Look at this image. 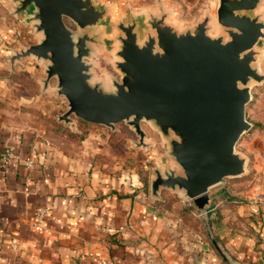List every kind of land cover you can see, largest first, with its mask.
Masks as SVG:
<instances>
[{
    "label": "crops",
    "instance_id": "crops-1",
    "mask_svg": "<svg viewBox=\"0 0 264 264\" xmlns=\"http://www.w3.org/2000/svg\"><path fill=\"white\" fill-rule=\"evenodd\" d=\"M16 5L0 0V22L16 21L24 34L29 22L25 12L13 13ZM29 32L30 44L37 43L40 35ZM0 55L1 68L7 61ZM48 94L39 85L30 91L8 87L0 71V149L17 144L26 156L35 149L36 161L33 170L0 163V264H97L98 258L111 264H230L228 258L264 264L258 205L234 198L226 181L209 190L205 210L178 191L151 196L154 175H140L151 176V159L152 169L167 165L157 153L159 133L145 129L147 145L140 147L123 122L109 128L75 120L71 126L59 120L66 102ZM42 206L49 210L40 230L35 210ZM203 214L206 235L196 216Z\"/></svg>",
    "mask_w": 264,
    "mask_h": 264
},
{
    "label": "water",
    "instance_id": "water-1",
    "mask_svg": "<svg viewBox=\"0 0 264 264\" xmlns=\"http://www.w3.org/2000/svg\"><path fill=\"white\" fill-rule=\"evenodd\" d=\"M261 5L262 0H219L223 34L217 36L209 33L208 18L178 32L165 14L152 16L143 37L137 21L118 23L120 78H112L107 88L104 81H93L88 61L92 45L102 42L105 8L96 0H17L13 13L32 8L40 39L11 60L34 56L47 62L44 86L57 77L58 94L67 100L59 120L66 124L77 119L114 128L123 122L141 147L147 145L142 121L149 123L167 141L172 158L171 164L153 168L151 196L162 189L178 191L205 210L211 188L246 172L247 157L236 144L252 128L246 118L251 83L264 81L256 65L264 39Z\"/></svg>",
    "mask_w": 264,
    "mask_h": 264
},
{
    "label": "rangeland",
    "instance_id": "rangeland-1",
    "mask_svg": "<svg viewBox=\"0 0 264 264\" xmlns=\"http://www.w3.org/2000/svg\"><path fill=\"white\" fill-rule=\"evenodd\" d=\"M96 2L107 11L106 19L101 26H106V28L98 33L102 42L101 44L92 45V56L88 61L93 63V81H104L107 88L112 87V78H120L116 61L120 60L117 55L120 48L118 37L122 34V31L118 28V23L137 21L141 30V37H143V32L146 33V31L151 30L149 24H147L148 19L152 16L161 17L164 14L167 23L178 32L193 29L197 23L205 18L209 19L208 25L213 26L209 30L211 34L216 35L218 33L215 30L216 27L223 28L217 20L219 0H96ZM25 13L29 22L27 23L29 28H26V30L29 29L34 33L32 26L33 9L30 8ZM66 22L69 25L72 24L70 19H66ZM16 25L17 22L14 20H10L6 26H3L0 22V30H3V32L0 31V47L5 51L4 54L0 50V54H3L7 61V65L1 67L0 71L6 74L8 87L15 86L20 88L21 91H24V89L30 91L39 85L43 92L45 90L49 91L47 95L49 98L66 102V98L58 94L57 77L50 78L47 86H44V79L47 76L46 61L37 59L34 56L24 57L19 61L11 60V56L16 51L19 52L25 49L34 40V38H31L32 33L28 30H23L26 32L24 34H22L23 32L18 34L19 27ZM89 30L93 33L95 29ZM225 36L226 39L229 38L226 32ZM258 48L260 49V57L256 65L260 72L264 73V39L259 41ZM0 59H2V55H0ZM251 91L252 98L246 106V118L252 123V128L245 132L236 144V151L247 157L246 172L238 177L226 178L225 184L231 187L234 198L243 202L249 201L252 204L253 202L260 204L261 202L264 203V81H252ZM142 127L150 129L149 123L146 121H142ZM156 145H160L162 148L157 153L162 157L163 163L168 164V160H172V158L168 153L167 141L160 136V140ZM153 162V159L149 163L147 162L148 168L151 169V176L140 175L145 180L153 176ZM261 212H264V210ZM258 213L254 214L258 216ZM196 216L203 222L202 230L206 235L209 229L206 225V215ZM262 217L264 218V216ZM228 260L230 264H238L230 258Z\"/></svg>",
    "mask_w": 264,
    "mask_h": 264
},
{
    "label": "built area",
    "instance_id": "built-area-1",
    "mask_svg": "<svg viewBox=\"0 0 264 264\" xmlns=\"http://www.w3.org/2000/svg\"><path fill=\"white\" fill-rule=\"evenodd\" d=\"M42 156L45 157L46 153L43 152ZM12 162H14L16 164H21L29 170H33L36 166L35 149L31 150V152H29V154L27 156L23 155L21 153L17 144L8 145L5 148L0 149V163L4 166H7L8 164H10ZM41 166H42V169H44L46 176L49 177L50 176L49 172H48L49 165L45 162H42ZM29 180L30 179L28 178V181ZM36 188H39V187H36ZM24 192L30 193V188L28 187V185L25 186ZM190 202L192 203V200H190ZM253 204L258 205L261 209L264 210V203L263 202H261L260 204H257V202H253ZM103 207H104V205H103ZM48 210L49 209L45 206L39 207L35 210V223L34 224L40 230H42L44 228L43 219L47 215ZM12 246L15 248L16 244L13 243ZM96 262H97V264H111L110 260H108L106 258H98V259H96Z\"/></svg>",
    "mask_w": 264,
    "mask_h": 264
},
{
    "label": "bare ground",
    "instance_id": "bare-ground-1",
    "mask_svg": "<svg viewBox=\"0 0 264 264\" xmlns=\"http://www.w3.org/2000/svg\"><path fill=\"white\" fill-rule=\"evenodd\" d=\"M212 28H213V26L210 25V29H212ZM215 30L218 31V33H217L216 35H215V34H211L210 31H209V33H210L211 35H213V36H217V35H222V34H223V30H222L221 28H217V27H216ZM213 31H214V30H213Z\"/></svg>",
    "mask_w": 264,
    "mask_h": 264
}]
</instances>
